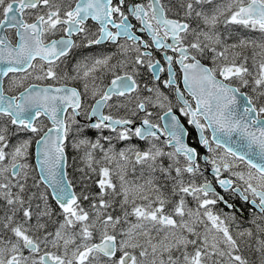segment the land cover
Listing matches in <instances>:
<instances>
[{"label":"snow or ice","instance_id":"snow-or-ice-1","mask_svg":"<svg viewBox=\"0 0 264 264\" xmlns=\"http://www.w3.org/2000/svg\"><path fill=\"white\" fill-rule=\"evenodd\" d=\"M0 264H264V0H0Z\"/></svg>","mask_w":264,"mask_h":264},{"label":"flooded vegetation","instance_id":"flooded-vegetation-1","mask_svg":"<svg viewBox=\"0 0 264 264\" xmlns=\"http://www.w3.org/2000/svg\"><path fill=\"white\" fill-rule=\"evenodd\" d=\"M111 50H112V49H111L110 47H104V48H101L100 46H94L92 49L83 50L82 53H81V50H77V55H76L75 59H80V58H81V55H98V54H100L101 51H103V52H108V51H111ZM157 58H159V57H157ZM145 79H147V76H145ZM181 86H182V85H181ZM103 134H104V135H109V133H108L107 131H105ZM87 135H88L91 139L95 140L98 134H97L96 131H89V132L87 133ZM208 135L210 136V133H208ZM187 139H188V141H189L190 143L193 142V140H192L191 137H189V138H187ZM102 142H103V141H102ZM113 143L116 144V147L119 149V148L123 147L124 144H125L126 142H116V141L114 140ZM133 143H139L141 147L144 146V143L141 142V141L133 140ZM200 151H201L202 155H203V154H206V149H201ZM71 155L75 156V155H77V154H76V153H71ZM30 161L33 163L32 158H30ZM202 163H203V162H202ZM76 166H80V162H79L78 159H77V161H76ZM70 171H71V170H70ZM75 175L78 176V173H76ZM205 175H206L209 179L212 178L213 173L211 172L210 166H209L208 169L206 170ZM130 178H131V175H130ZM218 190H219V189H218ZM241 203H242V202H239V201L237 202L236 213H237L238 216L241 215ZM244 207L247 208V205H245ZM225 211H228V209H225ZM249 218H250V217H249V215H248V212H247V211H244V212H243V215H242V219L244 220V223H243V225H242L243 227H248V226H249V224L247 223V220H248ZM248 255H249V258H250V259L253 258V257L251 256V254H248Z\"/></svg>","mask_w":264,"mask_h":264},{"label":"water","instance_id":"water-1","mask_svg":"<svg viewBox=\"0 0 264 264\" xmlns=\"http://www.w3.org/2000/svg\"><path fill=\"white\" fill-rule=\"evenodd\" d=\"M32 161H33V164H35V153H34V148L32 149Z\"/></svg>","mask_w":264,"mask_h":264},{"label":"trees","instance_id":"trees-1","mask_svg":"<svg viewBox=\"0 0 264 264\" xmlns=\"http://www.w3.org/2000/svg\"><path fill=\"white\" fill-rule=\"evenodd\" d=\"M30 151L32 152V149ZM30 158H31V156H30Z\"/></svg>","mask_w":264,"mask_h":264}]
</instances>
